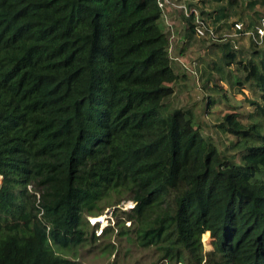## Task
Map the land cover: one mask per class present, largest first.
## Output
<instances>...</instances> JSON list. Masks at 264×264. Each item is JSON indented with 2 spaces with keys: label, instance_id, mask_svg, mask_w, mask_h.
<instances>
[{
  "label": "trees",
  "instance_id": "1",
  "mask_svg": "<svg viewBox=\"0 0 264 264\" xmlns=\"http://www.w3.org/2000/svg\"><path fill=\"white\" fill-rule=\"evenodd\" d=\"M171 1L188 11L174 53L157 0H0V264H76L56 248L98 239L104 206L168 264H264V36H225L255 32L264 0ZM196 40L216 56L197 59L203 113L229 109L214 127L245 142L237 161L175 104Z\"/></svg>",
  "mask_w": 264,
  "mask_h": 264
},
{
  "label": "rangeland",
  "instance_id": "2",
  "mask_svg": "<svg viewBox=\"0 0 264 264\" xmlns=\"http://www.w3.org/2000/svg\"><path fill=\"white\" fill-rule=\"evenodd\" d=\"M175 2V1H174ZM179 4L183 5V2ZM178 5V3H177ZM167 18L163 20V24L166 28H169L172 32L171 42L173 45V53L175 51V45L183 40L182 35V22L177 17L176 9L168 8L166 12ZM223 36V34H220ZM218 35V36H220ZM182 45V43H181ZM180 47V46H179ZM178 47V48H179ZM238 47L243 48L244 51L248 50L250 47L249 38L242 36L238 41ZM205 48L199 42H192L188 48L184 51L183 55L180 57L182 62L188 67L186 71L187 79L186 81L180 82L176 87V98L175 104L177 106H182L183 108H192L195 115L194 122L196 125L202 126V135L204 137H209L215 142L217 147L221 144L225 147V141L229 145L231 142L235 143L234 148L228 151V157L236 160L235 156L239 157V153L245 148V142H238L236 137H228L225 140L219 133H217L214 127L218 123L215 117L220 111L228 112L229 109L226 108L225 104H215L209 112L203 113V101L207 99V92L203 90V82L206 81L207 75H205V65L197 64L198 57L202 55H207L209 59L215 61L216 56L209 53L208 49L205 53ZM206 60H208L206 58ZM177 66L181 63L177 62ZM234 66L228 68L232 70ZM243 96L238 94L236 97L232 98L229 102L230 105L239 104ZM221 119V116L218 118ZM231 139V140H230ZM237 143V144H236ZM134 207V203L130 200L122 201L116 208L121 211L128 212ZM111 210V209H110ZM98 218L97 221H101L95 229V235L99 238L93 243L88 241L83 245V247L75 249H58V253L76 262V264H168L167 261H160V253L157 251L156 247H145L141 248L138 244L136 236L134 235H122L120 237L116 236L115 219L112 213L108 210L107 206H104V211L102 214L96 216H87L86 220L89 223L90 219ZM130 222H125V226L129 227ZM108 226H112L113 232L104 235V231ZM101 230V233L97 231ZM201 242L203 244L204 250H211V238L209 233L201 237ZM72 250V251H71Z\"/></svg>",
  "mask_w": 264,
  "mask_h": 264
},
{
  "label": "built area",
  "instance_id": "3",
  "mask_svg": "<svg viewBox=\"0 0 264 264\" xmlns=\"http://www.w3.org/2000/svg\"><path fill=\"white\" fill-rule=\"evenodd\" d=\"M158 7L162 10L163 12V18L166 19V12L168 8H178V9H183L184 13L188 15V11L185 6L183 5H175L171 0H157ZM195 16V34L199 38H203L206 36H210L212 39L215 37V34L213 33V29L210 28L209 26H206L199 18L198 12L196 10H192ZM234 34H227L225 36H239V35H244V36H249L255 41V37L258 36L259 38H262L264 36V19L261 20L260 25L257 26L254 30H246L245 27L243 26L242 23H235L234 24ZM224 36V37H225ZM0 184H1V177H0ZM98 218H93L89 220V223L91 226H96L99 221H97ZM101 222V221H100ZM97 233H101V230L97 231Z\"/></svg>",
  "mask_w": 264,
  "mask_h": 264
},
{
  "label": "clouds",
  "instance_id": "4",
  "mask_svg": "<svg viewBox=\"0 0 264 264\" xmlns=\"http://www.w3.org/2000/svg\"><path fill=\"white\" fill-rule=\"evenodd\" d=\"M99 223H101L100 221L97 223V225L99 224Z\"/></svg>",
  "mask_w": 264,
  "mask_h": 264
}]
</instances>
